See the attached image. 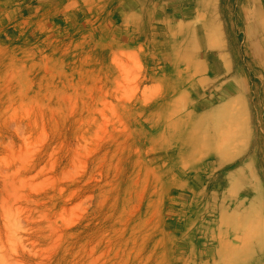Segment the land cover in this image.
<instances>
[{
	"label": "rangeland",
	"instance_id": "obj_1",
	"mask_svg": "<svg viewBox=\"0 0 264 264\" xmlns=\"http://www.w3.org/2000/svg\"><path fill=\"white\" fill-rule=\"evenodd\" d=\"M0 264H264V0H0Z\"/></svg>",
	"mask_w": 264,
	"mask_h": 264
},
{
	"label": "bare ground",
	"instance_id": "obj_2",
	"mask_svg": "<svg viewBox=\"0 0 264 264\" xmlns=\"http://www.w3.org/2000/svg\"><path fill=\"white\" fill-rule=\"evenodd\" d=\"M194 1H195V0H194ZM196 1H197V0H196ZM194 4H195V3H194ZM222 141H224V140L222 139ZM222 141H221V142H222Z\"/></svg>",
	"mask_w": 264,
	"mask_h": 264
}]
</instances>
